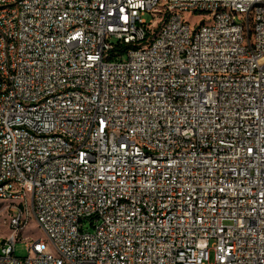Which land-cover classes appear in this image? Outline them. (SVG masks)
Masks as SVG:
<instances>
[{
	"label": "built area",
	"instance_id": "1",
	"mask_svg": "<svg viewBox=\"0 0 264 264\" xmlns=\"http://www.w3.org/2000/svg\"><path fill=\"white\" fill-rule=\"evenodd\" d=\"M0 201V264H264V0H0Z\"/></svg>",
	"mask_w": 264,
	"mask_h": 264
},
{
	"label": "rangeland",
	"instance_id": "2",
	"mask_svg": "<svg viewBox=\"0 0 264 264\" xmlns=\"http://www.w3.org/2000/svg\"><path fill=\"white\" fill-rule=\"evenodd\" d=\"M187 19L191 24H194L197 21V15L187 14ZM15 209H12V206L8 202L0 201V243H2L7 237L12 234L11 222L14 217ZM86 230H91L87 224H85ZM42 237L46 243L49 244V241L43 231L37 225V222L33 218H29L24 229L16 236V245L15 251L16 255L19 257H25L28 255L27 242H30L33 238ZM48 251L55 253L54 248L49 245ZM1 250V247H0Z\"/></svg>",
	"mask_w": 264,
	"mask_h": 264
}]
</instances>
